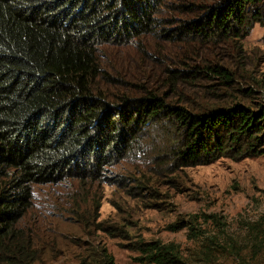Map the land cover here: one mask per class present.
<instances>
[{
    "label": "trees",
    "instance_id": "trees-1",
    "mask_svg": "<svg viewBox=\"0 0 264 264\" xmlns=\"http://www.w3.org/2000/svg\"><path fill=\"white\" fill-rule=\"evenodd\" d=\"M255 25L264 45V0H0V264L50 262L25 226L36 188L126 187L121 174L137 163L164 177L166 164L264 157L263 104L189 109L151 94L114 95L100 86L97 56L101 46L154 32L236 41ZM131 181V191L146 189ZM132 251L142 264H185L173 243L139 242ZM91 258L114 264L105 249Z\"/></svg>",
    "mask_w": 264,
    "mask_h": 264
},
{
    "label": "rangeland",
    "instance_id": "rangeland-1",
    "mask_svg": "<svg viewBox=\"0 0 264 264\" xmlns=\"http://www.w3.org/2000/svg\"><path fill=\"white\" fill-rule=\"evenodd\" d=\"M157 33L98 49L103 90L151 94L189 109L264 105L261 27L236 41L168 40ZM212 66L219 72L207 69ZM161 171L165 178L137 163L121 174L126 187L36 188L26 229L49 250V264H89L101 249L114 264H142L132 251L139 242L178 245L185 264H264V242L257 241L264 237V157L193 169L166 164ZM131 178L146 189L131 191Z\"/></svg>",
    "mask_w": 264,
    "mask_h": 264
}]
</instances>
